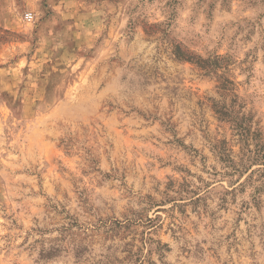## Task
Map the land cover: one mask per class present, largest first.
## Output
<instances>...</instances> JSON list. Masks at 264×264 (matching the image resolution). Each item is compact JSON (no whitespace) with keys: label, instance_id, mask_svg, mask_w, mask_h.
Wrapping results in <instances>:
<instances>
[{"label":"rangeland","instance_id":"374dc122","mask_svg":"<svg viewBox=\"0 0 264 264\" xmlns=\"http://www.w3.org/2000/svg\"><path fill=\"white\" fill-rule=\"evenodd\" d=\"M0 264H264V0H0Z\"/></svg>","mask_w":264,"mask_h":264},{"label":"built area","instance_id":"2783aa9c","mask_svg":"<svg viewBox=\"0 0 264 264\" xmlns=\"http://www.w3.org/2000/svg\"><path fill=\"white\" fill-rule=\"evenodd\" d=\"M33 18V14L31 13V12H27L26 14H25V19L26 20H31Z\"/></svg>","mask_w":264,"mask_h":264},{"label":"trees","instance_id":"16d2710c","mask_svg":"<svg viewBox=\"0 0 264 264\" xmlns=\"http://www.w3.org/2000/svg\"><path fill=\"white\" fill-rule=\"evenodd\" d=\"M201 66V65H200Z\"/></svg>","mask_w":264,"mask_h":264}]
</instances>
